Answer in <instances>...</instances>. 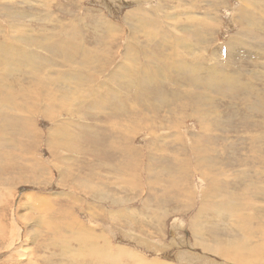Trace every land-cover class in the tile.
<instances>
[{"label":"rangeland","instance_id":"374dc122","mask_svg":"<svg viewBox=\"0 0 264 264\" xmlns=\"http://www.w3.org/2000/svg\"><path fill=\"white\" fill-rule=\"evenodd\" d=\"M69 1L0 0L1 31L6 33L16 29H22L20 32V45L14 53L8 71L13 73L18 72V74L22 75L14 78L4 77L8 72L3 75L0 78V95L3 94L7 86H29L33 80L31 78L41 76V80L36 85L30 87L29 94L34 98L30 105H34L36 101L38 102V107L40 108L38 114L34 110L28 109L26 104H21L18 107L24 113L33 115L35 126L42 132L41 139L38 138L40 140L39 144L28 145L26 156L20 158L17 148L14 147L12 149V145L9 144L12 138L16 142L25 135L21 125V127L12 126L14 123H17L14 118L19 112L9 111L5 118L0 119V129H4V133L11 129V135L7 136L6 145L0 148V264H89L91 260L92 231L94 228L110 240L111 245H109L112 251L117 250L115 249V245H120L122 248H134V253L138 251L141 254L149 256L148 259L150 260L154 256L158 259L157 261L165 262L166 264L170 262L173 264H264V247L258 255L255 253V247H258V243L262 241L264 244V239H257L259 234L255 235V233H250L246 227L240 228L243 225L241 214L245 213L249 217L251 215H258V218L263 217L264 219V208H262L264 207V193L258 192L256 194L254 186L249 184H253V173L257 171L255 168L259 167L262 171V176L255 178H257L258 185L262 183L264 185V127L258 125L252 126L251 123L245 124L247 121H254V119L255 121L262 120V114L255 113L250 119L243 120L246 112L245 110L243 111L240 102H237L238 100L233 99L232 102L234 103H232L229 98L220 99L224 105L231 102L228 108H225L223 104L221 108L218 107V111H221L220 114L223 113L229 121V123H226L229 129L226 130L227 127H225L223 128L224 131H220L215 127L218 122L217 119H209L208 123L211 124L204 131L207 134L212 131H218V134H213L217 136V139L214 138L216 143L212 144L214 140H207L209 135H206L204 139L198 137L201 140L198 139L199 141H197V145L200 146L198 147V151L201 155L214 151L213 153H216L221 158L219 162L215 160L208 162V164L212 162L215 167L217 166L219 168L216 167L218 173H211V177L217 180L214 182L215 185L212 186L216 194L215 198L220 201L222 194H228L229 197L236 199L234 203L236 208L238 201L241 204L244 203L242 206L245 209L238 212L242 221L239 218L236 221L231 211L226 209H217L214 212L200 210L202 203L206 199L207 192L211 189H207L208 181L203 175H200L201 172L196 167V159L192 150L187 147L186 151V147L183 149L180 147L181 145H178L174 141L160 143L161 141L158 139L162 140L161 137L156 138L155 136V138H152L154 140L151 141V138H148L150 130L141 127L134 121V118H139V116L140 118H143V115L150 116L149 121L151 122L153 118L152 122L154 120V123H156L153 129L158 134H161L162 131L165 132L164 129L166 127H169L167 129L172 128L178 133L180 130V134H188L187 136L190 140L188 139L189 141L186 144L187 146L191 145L192 137L195 136L194 134L198 135L200 127L198 117L190 114L191 109H185V113L180 112L178 114L177 112L180 111L183 104L191 107V104L194 105L192 102L196 103L198 99L191 98L184 102L181 99H177L175 95H169L168 102L170 103L172 100L174 102H171L169 106L166 104L161 106L160 103V107L156 105L159 101L156 97L153 99L154 95H152V98L151 95L149 97L146 94L140 95V107L146 104L143 107L144 111H140L144 113L140 114V112H137V117L134 114L131 119L126 117V119L119 120V115L114 113L113 107L120 100L109 97L107 96L108 94L105 95L108 87H110L105 76L122 83L121 78L116 76L115 71L124 62L123 58H121L122 54H120L124 48L122 44L114 48L116 56L113 60H111L109 49L106 47L97 53L89 55L88 61H81L86 71L90 70L93 74V77H85L83 80L84 85L76 87L77 79H75V73H72L74 75H65L63 77H60L56 73L57 70L61 72L67 71L63 69H67L69 66L77 69V59H79V56H74L75 60L73 59L67 65L60 62V57L65 55L67 50L79 51L83 48H92L94 46V43L85 37V35L90 34L88 27L94 25L88 19L90 13L94 15L102 14L104 18L100 27L105 22L108 25H113L115 28H120L119 35L115 37H118L117 39L122 41L121 36L125 35L124 39L127 41L129 37L126 35V32L129 30H127L128 25L125 22L124 14L129 9L137 5L150 7L152 4L159 3L163 5V10L168 12V15L169 13H173L175 8L165 5L162 0H71L72 4ZM215 1H217V5L214 4ZM169 2L171 5L177 6L176 3L178 0H169ZM240 2L242 3V0H204L199 2L201 4L200 9L195 12H187V15H193V17L186 15L178 17L182 23L192 20L195 24L202 19L204 21H211L216 16V28H213L214 36L210 39V42H206V49H208V46L210 48L221 46L227 41H230L229 39H231L232 35L240 27V24L233 18V13L241 4ZM182 4L183 6L187 5L185 2ZM170 18H162L164 21L163 25L165 27L167 26L166 28L168 26L171 27ZM73 19L75 21L77 19L82 20L79 30L82 32L85 42H81L79 36L73 30L71 31L73 27H76ZM70 22L73 23V26H69ZM259 23L262 26L263 21H259ZM62 24L65 25V29H63ZM247 26L249 25L246 24V28ZM252 27L255 28L254 25ZM49 28H55L53 29V33L57 34L56 37L63 42V46L61 47L59 45L61 42L55 41L56 43L52 50L54 53H47L46 49L42 47L35 49L39 50L38 52H41L40 54H43L37 57H40V60L44 61L45 65L44 69L31 71L29 69L30 64L36 59L32 58L29 61L31 53L28 52L29 46L24 43V32L28 30L31 37L40 39L43 41V44H46L48 42L46 40V32H50ZM248 29H251V27L249 26ZM168 30L173 31V28L171 27ZM187 32L177 33L174 38L176 43H180L184 47L180 51L183 54L181 56L182 58L176 61V65L182 63L181 68L184 70H189L191 61L187 59V54L190 51L189 49L193 48L192 43L188 40ZM240 33L242 34L244 31L241 30ZM260 33L264 37V31L260 30ZM104 35L105 31L103 30L101 39ZM52 37L55 39L54 35ZM1 39L6 44L10 43V40L5 39L3 36H0ZM208 43L210 44L208 45ZM79 45H81V48H79ZM208 50V55H205L210 62H213L212 60L217 58L213 54H210ZM24 51L27 54L25 58L23 56ZM95 57L100 59V66L97 68H95L97 63H94ZM243 57L245 59L235 58L234 64L235 69H237L235 71L244 72L246 75H250V72L258 71L255 60L250 55H243ZM142 58L143 56L139 57L137 62L143 60ZM74 62L75 64L72 65ZM219 66L223 67L224 65L219 64ZM227 66L229 69L226 67H223V69L231 72V66ZM21 67L24 68L21 69ZM29 73L30 75H28ZM52 73L53 75H51ZM47 75H50L52 79L49 80ZM204 75H206L205 72H203ZM58 78H65L66 82H59L57 81ZM102 80L104 81L102 82ZM168 80L170 82V79ZM252 82H254V85L258 89H264V77L254 78ZM98 83H104L105 86ZM180 85L187 89L193 87L189 80L177 78L176 86ZM137 86H132L128 89L131 90L133 97L140 93L135 90L138 89ZM168 87L173 88L165 84V88L167 89ZM76 91L78 94H76ZM124 91L119 86L116 90V95H125L127 91L125 93ZM138 91L142 90L138 89ZM158 91L156 94H158ZM183 91L185 92L187 90L183 89ZM89 94H91V97L105 104V110L109 114L110 120H103V123L96 121L98 126H95L97 129L93 127L94 131L89 130V128L92 129L89 125L84 127L85 129L89 127L85 130L81 126L82 122L75 120L78 124L72 132L71 142L67 143L71 146V149L63 147L61 149L62 152H60L63 157L60 160H56L48 149L53 141V139L48 137L49 130L60 126L59 124L63 123L66 118H70L71 120L77 118L72 114H62L59 117H56V115L53 116L55 109L53 111H47L42 106L44 103H49L57 105L56 108H58V106L64 103V108L67 107L69 110H73L77 107L84 115V113L87 114L88 108L83 100L75 101V97H82ZM186 94L192 95L191 92H185L184 95ZM262 94L264 95V93ZM6 96L10 99L16 97V95ZM142 96H144V100ZM216 97L219 98L220 95L217 94ZM173 98L177 99V102ZM128 101H126V104L130 103ZM155 101L156 108L152 104ZM161 101L164 100L161 99ZM180 101H183V103L181 104ZM140 102L142 103L140 104ZM176 104L180 105L177 106ZM235 105L237 106L235 107ZM163 110L168 111L169 114L166 111L164 114ZM161 111L163 114L160 116ZM173 114L174 116H172ZM223 115L218 116L223 117ZM84 116L87 117L86 115ZM166 117L169 118L170 122L166 120ZM105 118L108 117L105 116ZM171 119L173 124L168 125V123H171ZM86 120L94 122V119L90 117H87ZM227 120L225 122H228ZM115 121L120 122L117 125L118 130L113 131L112 139H106L108 143H111L109 145L110 148L114 149L111 152L109 146L104 147L106 145L101 142V138H104L102 133L104 136L106 133H110ZM4 122H6V125H4ZM260 122H263V120ZM108 123L109 125H107ZM126 125H129V127L126 128ZM121 128L124 130L119 131ZM101 129L102 131L100 133L99 130ZM66 132L70 134L71 128L66 130ZM63 136H61L63 139L60 138L61 141H65L67 138V135ZM224 136L229 139H225ZM164 139L166 140L165 137ZM229 141L233 142L230 143ZM153 142L154 144H152ZM73 144L75 145L74 147ZM115 145H119L118 148L120 150H123V147L128 148L129 154L131 153V148L138 151V156L135 157L137 161L126 158L124 154H122L124 157L121 160V152ZM201 146L206 150H202ZM117 149L118 151H115ZM155 149L156 151H154ZM6 151L10 153L8 155H2ZM80 151L82 152L81 155H79ZM112 154L113 156H111ZM29 156H33L34 159L28 161L27 157ZM166 157L170 158V161ZM185 157L189 161L188 163H190V170H187V173L185 171L183 172V170L178 171L180 165H177L181 164ZM106 161L109 164L108 166L104 164ZM126 161L128 162L127 164L124 163ZM226 165L230 169L222 172V167ZM112 166L113 169H111ZM248 167L253 172L252 177L251 175L246 177H238V175H235L234 170L239 171L242 169L245 171ZM120 168H126V172L122 174ZM178 172L181 174H179L181 177L178 176ZM186 175L188 176V180L185 178ZM93 176H95L96 180L102 183L104 182V188L108 191L107 195L98 197L93 194L88 186L89 183L91 184V180H94L92 178ZM185 181V191L184 189L180 190V184H184ZM130 184H134V188ZM148 185L150 186L148 187ZM169 185H171V190L167 188ZM186 190L190 193L183 194ZM119 198L120 200L122 199V202L119 201ZM123 198L125 199L123 200ZM255 202L256 204H254ZM35 205L45 210H35ZM254 205H257V207ZM49 206L52 209H49ZM259 209L261 210L258 211ZM22 215L25 218L27 215L33 218L29 219L27 217L26 220ZM15 220L18 225H16ZM191 220L195 223L194 228L205 233L201 239L196 238L193 228L190 225ZM46 221L55 226L58 231L46 232L44 226H42V222ZM245 224L246 226H250L249 221ZM212 233H214L213 236L208 235ZM61 234L64 235V239L66 240L62 243L58 240ZM58 242L59 244L54 246L53 243ZM76 244L80 245L79 249L76 248ZM145 244L146 246H144ZM157 247L158 251L156 252ZM212 247H225L227 254L213 251L211 250Z\"/></svg>","mask_w":264,"mask_h":264},{"label":"bare ground","instance_id":"6f19581e","mask_svg":"<svg viewBox=\"0 0 264 264\" xmlns=\"http://www.w3.org/2000/svg\"><path fill=\"white\" fill-rule=\"evenodd\" d=\"M52 1H54V0H52ZM134 1H137V0H134ZM162 1L164 2L165 5H167L169 7H174L175 8L174 12L169 13L167 15L168 12L163 10V7H162L163 5H160L159 3H157L155 5L152 4V6H150V7H144L141 5H137L131 9H129L124 14L125 22L128 25L127 30H129L128 32H126V35L129 37V39L127 41L124 39L125 35L121 36L122 41L118 40L117 39L118 37H115V36L119 35L120 28H115L113 25H108L105 22H104L103 26L100 27V25L103 21V18H104L102 16V14L94 15V14L90 13L88 15V19L90 21H92V23L94 25L88 27L90 34L85 35V37L87 38V40L93 42L94 46L92 48H83L79 51L67 50L66 54L63 55L62 57H60V62L67 65L70 61H72L74 59V56H76V57L79 56L80 60L77 59L78 62L76 61L78 63L77 64L78 66H76L77 69L73 68L72 66H69L67 69L66 68L63 69V70H67V71L61 72V71L57 70L56 73H58L60 75V77H63L65 75H71L72 73H75L76 78L75 77L74 78L77 79L76 87L84 85L85 83L83 82V80L85 79V77H88V76L93 77V74L91 73L90 70L86 71L84 64L81 61H88L89 55H91L92 53H97L106 47L109 49L111 60H113L114 57L116 56V52H115L114 48L116 46L122 44V45H124V48L122 50V53H120V54H122L121 58H123L124 62L121 64L119 69L115 70L116 76L118 78H121L122 83H120L119 81H117L115 79H111V78L105 76V78L108 80V83L110 84V87H108V90L106 89L107 91H106L105 95L108 94L107 96L112 97V98L117 99V100H120L113 107L114 113L119 115V120L126 119V117H128V119H131V117L134 116V114H136V117H137V112L144 111L143 107H145L146 104H144L143 107L142 106L140 107V105H139L140 95L146 94V96L148 95V97H149V95H151V98L153 97L152 95H154L153 99H155V97L158 98L157 100L159 101L158 102L159 104L158 103L156 104L158 106H160V103H161V106H163L164 104L169 106L171 102L173 103L174 102L173 100L170 101V103L168 102L169 95H175V97L177 99H181L184 102H185V100H189L191 98L198 99L196 103L192 102L194 105L191 104L190 105L191 107H187L189 105L185 106L183 104L181 106L180 111L177 112L178 114L180 112L185 113V109L186 110L191 109L190 114L196 115L198 117V123H199L201 128L199 127V131L196 130V131H198V135L194 134L195 136L192 137V144L191 145L187 146V144H186V142L190 140V138H188V136H187L188 134L187 135L186 134H180V130L178 128L177 129L179 130V133L175 132V130L172 128L167 129L169 127H166V129H164L165 132L162 131L161 134H158L157 131H155L153 129V127L156 126V123H154L155 121L153 120V122H152L153 118L151 119V122L149 121L150 116H146V115L144 116L143 115V118H140V116H139V118H134L135 119L134 121H136L138 123V125H140L141 127H145L146 129L148 128L150 130L148 138H151V141L154 140L152 138L153 137L155 138V136H156V138L161 137L162 140L158 139L159 141H161L160 143H166L169 141H174V142H177L178 145H181L180 147H182L183 149H184V147H186L185 148L186 151H187V147L190 148V150H192V152L194 153L195 159H196V167L200 170V172H201V173L199 172L200 175L201 176L203 175V177L208 181L207 189H209V188L211 189L209 192H207L206 199L202 203L200 210H202L204 212H206V211L214 212L217 209L229 210L235 216L236 221L238 220V218L241 221L243 219V221H242L243 225H241L240 228L246 227L250 233H253V234L255 233V235L259 234V237H257V239H259V238L264 239V219H263V217L258 218V215H251L249 217L248 215H246L243 212L244 214H241V217H242V219H241L240 214L238 212L243 211V209H245V207L242 206V205H244V203L241 204L240 202L237 201V208H236V206L234 205L236 199L229 197L228 194H226V195L222 194V198L220 199V201H219V199L215 198L216 194L213 191L212 186L215 185L214 182L217 180H214V178L211 177V173H218V171L216 170L217 166L215 167V165L212 164V162L208 164V162L213 161V160H215L216 162L217 161L219 162L221 160V158L218 157L216 155V153H213L214 151L212 153H206V154L203 153V155L199 154L198 147H200V146L197 145V141L200 140L198 137L204 139V137H206V135H209L208 136L209 138L207 140L210 139L212 141L213 140L215 141V139H217V136H214L213 134H218L219 133L218 131L213 132L212 130H214V129H212L211 130L212 132L208 133V134L206 131H204L205 128H207V126L209 124H211V123H208L209 119H211V120L217 119L218 122H217V125H215V127L218 128V130L224 131L223 128H225V127H227L226 130L229 129L228 128L229 126H227V124H226V123H229V121L225 118L223 113H221L223 115V117L218 116V115H221L220 114L221 111H218V107L221 108V105L223 104L220 100L221 98H229L231 100V102L233 101V99L238 100L237 102H240L241 107L243 108V111L245 110V112H246L245 113L246 116H245V118L243 117L244 118L243 120H245L247 118L250 119L253 116V114H255V113H261L262 114L261 119L263 118L262 119L263 122H260L262 120L255 121V119H254V121H247L246 123H245V121H243V122L245 124L251 123L252 126L258 125V126L264 127V95L262 94V93H264V89L263 90L258 89L254 85V82H252V80L254 78L264 77V42H263L264 37L260 33V30L264 31V0H242V3H244V4H242L240 2L241 4L239 3L240 4L239 7L233 13V18H235L237 23L240 24L238 31L235 32L234 35H232L231 39H229L230 41H227L224 44L222 43L223 45L212 47V48H210V46H208L207 48L208 49L210 48L211 49V50L209 49L210 51L208 49H206V42H210V39H212L214 36V34H213L214 29L213 28H216L215 27V25H216L215 20H217L216 19L217 17L214 16L211 21L210 20L204 21L202 19L195 24L193 23L192 20L184 21V23H182L178 17L181 15L193 17V15H187V12H195L198 9H200L201 4H199V2L204 1V0H178V2L176 3L177 6L171 5L169 0H162ZM183 2H185V4L187 3V5L184 4L185 6H183V4H182ZM69 3L72 4L71 0L69 1ZM214 4L217 5V1H215ZM257 11H259L260 13L259 12L257 13ZM165 17L166 18L171 17L170 18L171 19V25L170 26L173 28V31L168 30L171 27L168 26V28H166L167 26L165 27L163 25L164 21L162 20V18L165 19ZM73 20L75 21V19H73ZM110 21L112 22V20H110ZM259 21H263V23H262L263 27L261 26ZM75 23H76V27H73L71 29V31L73 30L79 36L81 42H85L84 36H83L82 32L79 30V27H80V24L82 23V20L77 19L75 21ZM246 24H248L251 27V29H248L249 26H247V28H246ZM252 25H254L255 28H253ZM62 26H63V29H65V25L62 24ZM69 26H73V23L70 22ZM219 27H220V25H219ZM101 28L105 31V35L102 39H101V37L103 35V30ZM188 28H189V30H188ZM53 29H55V28H49L50 32H46V40L48 41V42L46 41L47 43L45 42L46 44H43V41L40 39H35V38L31 37L28 30H25V32H24V43L27 46H29L28 52L31 53L29 56V61L32 58L36 59L35 61L31 62V64H30L29 69L31 71H35L37 69H44V65H45L44 61L40 60L41 59L40 57H37V56H41L43 54H40L41 52L39 53L38 52L39 50H35V49L42 47L43 49H46L47 53H49V52L54 53L52 50H53L54 44L56 43L55 41L61 42L59 45L61 47L63 46V42L56 37L57 34L53 33ZM21 30L22 29H16L12 32H6L5 33L3 31H1V27H0V36H3L5 39L10 40L9 44L4 43L2 39L0 40V78L3 75H5L10 69L14 53L17 50L18 46L20 45V40H21L20 32H21ZM241 30H243L244 33L241 34L240 33ZM186 32L188 34V40L193 45V48L189 49L190 51L187 54V59L191 61V64L189 66V70H184L183 68H181L182 63L179 65H176L177 59L182 58L181 56H183V54L180 51L183 50L184 47L180 43H176L174 40L177 33H186ZM53 35L55 36V39H53L54 38V37H52ZM100 40H101V42H100ZM209 44L210 43H208V45ZM79 48H81V45H79ZM207 50L210 54H213L217 59H214V60H212L213 62H210L208 60V58L206 57V55H208ZM26 55L27 54L24 51L23 52L24 58L26 57ZM83 55H86V56H83ZM243 55H250L251 58H253L255 60L256 67H257L258 71L250 72L249 73L250 75H246L244 72H241V71H235V70H237V69H235V64H234L235 60H236L235 58L239 57L241 59H245V57H243ZM141 56H143V58H142L143 60L137 62V59L139 60V57H141ZM209 59H210V57H209ZM183 62H184V60H183ZM236 62H238V61H236ZM94 63H97L95 68L99 67L100 66V59L98 57H95ZM74 64H75V62L72 65H74ZM219 64L224 65L223 67H226L228 69H229V67L227 65H230L231 66V68H230L231 72L226 71L225 69H223L222 66H219ZM23 68L24 67H21V69H23ZM58 69H59V67H58ZM250 71H252V70H250ZM203 72H205L206 75L203 76ZM19 75H22V74H18V72L13 73L10 71L4 77L14 78V77H18ZM28 75H30V73ZM51 75H53V73ZM72 75H74V74H72ZM47 78L49 80L52 79L50 75H47ZM177 78L189 80L192 83L193 87L191 89H187V88L181 87V85L176 86ZM31 79H33V80L31 81V84L29 86H24V85L19 86V87H8L7 86V88L5 89L3 94L0 95V119L5 118V116L8 114L9 111L19 112V114L14 118V120L17 123H14L12 126H19V127L22 126V131L24 132L25 135L23 136V138H21L20 140H18L16 142L12 138L11 142H9V144L12 145V149L14 147L17 148L18 155L20 158H23L26 156V154H27L26 151H28L27 150L28 145H32V144L38 145L39 144L40 140L38 138H40L41 134H42L41 130L37 126H35V119H34L33 115L24 113L18 107L21 104H26V107L30 110H34V112L36 114H38V112L40 110V108L38 107L37 101L34 105H30V103L33 101L34 98L32 97V95H29V94H30V87L36 85L41 80V76H34ZM168 79H170V82H168L169 81ZM57 81L64 83V81L66 82V79L65 78H58ZM103 81L104 80H102V82ZM98 84H102V83H98ZM165 84H167V86H172L173 88L168 87L166 89ZM56 85H58V84H56ZM102 85H104V83ZM119 86H121L123 88V90L127 91L125 95H116V90ZM132 86H137L138 89L142 90V91H138V89H135V90H137V92H140L135 97H133L131 90H128ZM201 87L203 90L201 89ZM170 89H171V91H170ZM183 89L187 90L185 92H188V93L191 92L192 95H187V94L184 95L185 92L183 91ZM125 91H124V93H125ZM157 91H158V94H156ZM166 93H169V94H166ZM76 94H78L77 91H76ZM217 94L220 95L219 98L216 97ZM6 95H16V97L10 99ZM89 95H84L82 97H79V96L75 97V101L83 100L85 102V105L88 108V112H87V114L84 113V115L94 119V122L87 121L86 120L87 117H85L83 115V113L77 107L73 110H69L67 107L64 108L65 107L64 103H62L60 106H58V108H56L57 105H55V104H49V103L43 104L42 107H44L47 111H53L55 109V113L53 114V116L56 115V117H59L62 114H72V115H74V117L77 118V119L73 118L74 120H71L70 118H66L63 121V123L59 124L60 126L56 127L55 129L52 128V130H49L48 137L53 139V141L51 142L48 149L50 150V153L53 156V158H55L56 160H60L63 157L62 153H60V152H62L61 149L63 147L71 149V146L68 145L67 143L71 142L72 132H73L74 128L76 127V125L78 124L75 120L82 122V125H81L82 128L89 125L92 128V129H90L89 127H87V128H89L90 131H94L93 127H95L96 125L98 126V123H96V121L103 123V120H110V116H108L109 114H107V112L105 110V108H106L105 104H103L102 102H100L96 98L91 97V94H89ZM170 97H172V96H170ZM142 98L144 100V96H142ZM161 99L164 101H161ZM173 99H175V98H173ZM177 99H175L176 102H177ZM127 100H129L128 102H130V103H128L129 105L126 104ZM183 101L182 102L180 101V103L182 104ZM142 102H140V104ZM231 102L227 105H224V104L223 105L225 106V108H228V107H230ZM69 103H70V100H69ZM155 103H156V101L152 104L156 108ZM232 103H234V102H232ZM148 105H150V104H148ZM179 105H177V106H179ZM236 106L237 105H235V107ZM149 107H151V106H149ZM171 109H172V107H171ZM155 110L157 111V109H155ZM160 110H162V109H160ZM156 111H154V112H156ZM165 111H164V114H165ZM146 112H148V111H146ZM154 112H152V113L154 114ZM242 112H240V113H242ZM142 113H144V112H140V114H142ZM166 113L169 114L168 111H166ZM145 114H147V113H145ZM162 114H163V112L159 115L161 116ZM190 114H188V115H190ZM155 115H156V113H155ZM105 116H107L108 118L104 119ZM172 116H174V114ZM45 117H48V116H45ZM157 117H158V115H157ZM228 117H229V115H228ZM182 119H184V118L182 117ZM89 120H91V119H89ZM166 120L168 122H170L169 118H167V117H166ZM225 120H227L228 122H225ZM241 120H242V118H241ZM117 122H119V121H115V124L113 125V128L110 130V133H108V134L106 133L105 136L102 133V136L104 138H101V140H102L101 142H103L106 145L104 147H108L109 145H111V143H108L107 142L108 140L106 141V139H108V138L112 139L113 131L118 130L117 125L120 124V122L119 123H117ZM156 122H157V120H156ZM161 122H162V119H161ZM109 123L107 125H109ZM160 123H158V124L160 125ZM244 123H243V126H244ZM124 124H126V123H124ZM171 124H173L172 119H171V123H168V125H171ZM4 125H6V122H4ZM125 127L128 128L129 125H126ZM158 127H156V128H158ZM69 128H71V133L67 134L66 130H68ZM175 129H176V127H175ZM121 130H124V129L123 128L119 129V131H121ZM10 131H11V129L8 131H5V133H4V129H0V148H1V146L4 147V145H6L7 136L11 135ZM101 131H102V129L99 130L100 133H101ZM209 131H210V129H209ZM186 133H187V131H186ZM62 135H64V136L67 135V138L65 141L60 140V138H62L61 137ZM108 135H109V137H108ZM182 136H184V137H182ZM164 137L166 138V140L164 139ZM224 138L229 139L225 136H224ZM93 141H95V140H93ZM214 141L212 144L216 143V141L215 142ZM229 142L231 143L233 141H229ZM152 144H154V142ZM74 146L75 145L73 144V147ZM115 146L117 148L119 147V145H115ZM111 147H114V146H111ZM109 148H110V146H109ZM109 148H107V149H109ZM201 148H202V150L205 149V148L203 149L202 146H201ZM110 149L112 152L113 148H110ZM118 149L115 151H118ZM130 150H131V153L129 154L128 148L123 147V150L119 149V151L121 152L120 153L121 154V160L123 159L124 155H126L125 157L128 159H131L134 161L136 160L135 157L138 156L139 152L134 150L133 148H131ZM208 150H210V149H208ZM123 151H124V153H123ZM154 151H156V149ZM186 151H185V153H186ZM9 153H10L9 151H6L2 155H8ZM154 153H153V155H154ZM81 154H82V152L80 151L79 155H81ZM122 154H124V155H122ZM111 156H113V154ZM27 159H28V161H30L34 158H33V156H29V157H27ZM147 159H148V157H147ZM167 159H169V161H170V158H167ZM167 159H165V160L167 161ZM159 161H162V160H159ZM188 162L189 161L185 157V158H183L181 164L176 163L178 166L180 165V167L178 168V171L183 170V172L185 171L187 173V170H190V163H188ZM124 163L127 164L128 162L126 161ZM170 163H172V162H170ZM104 164L107 166L109 165L107 161ZM177 165H175V166H177ZM180 168H182V169L180 170ZM111 169H113V166L111 167ZM118 169H119V167H118ZM118 169H117V171H118ZM222 169H223L222 172H224L226 170H229L230 168H227V165H226L225 167H222ZM174 170H176V169H174ZM255 170H257V171H255V173H253L252 171H250V168L248 167V168H246L245 171L241 169L239 171L234 170V172H235V175H238V177H240V176L246 177V176H250V175L252 177V173H253L255 180L253 179V184H251V183H249V184L254 186L256 194L258 192L264 193L263 183L262 184L260 183L261 185L257 184V178H258V176L259 177L262 176V171L259 167H256ZM120 171L122 174H124L126 172V168H122V169L120 168ZM239 172H240V174H239ZM177 174H178V176L181 175L179 172ZM177 174H175V175H177ZM208 175H209V177H208ZM182 176H184V174H182ZM93 177H95V176H93ZM255 177H257V178H255ZM185 178L188 180L187 175L185 176ZM180 180H181V178H180ZM182 180H183V178H182ZM150 182H148V184H150ZM160 183H162V182H160ZM185 183H186V181L184 182V184H180L181 185L179 187V188H181L180 190L184 189ZM218 183H220V182H218ZM227 183H229V182H227ZM154 184H155V182H154ZM150 185H148V187ZM130 186L133 187L134 184H130ZM161 186H162V184H161ZM176 186H178V185H176ZM217 187H218V185H217ZM167 188H168V190H171V185L167 186ZM217 190H219V189L217 188ZM184 191H185V189H184ZM95 193L98 196L101 195L102 194V188L101 187L96 188ZM166 193H168V192H166ZM185 193L189 194L190 192H187V190H186V192H184L183 194H185ZM183 194H182V196H184ZM180 198L182 199V197H180ZM259 198H260V196H259ZM261 198H263V197H261ZM124 199L125 198H123V200ZM119 201L122 202V199L120 200V198H119ZM254 204H256V202ZM254 206L257 207V205H254ZM259 208H261V207H259ZM262 208H264V207H262ZM34 209L40 210V211L45 210L41 207H37L36 205L34 206ZM49 209H52V207L49 206ZM260 210L261 209H259L258 211H260ZM201 213H203V212H201ZM254 213H255V211H254ZM224 215H228V214H224ZM217 216H220V215H217ZM217 216H215V217H217ZM22 217H23V215H22ZM27 217H29V216L27 215L26 218H25V216L23 218H25L27 220ZM30 218H33V217H29V219ZM130 218H131V216H130ZM130 218H129V220H130ZM247 221L250 222V226H246L245 223ZM252 223H253V225H252ZM16 225H18L17 221H16ZM100 225H99V227H101ZM190 225L193 228V232H194L196 238L201 239V237L203 235H205V233H203L201 230H197L196 228H194L195 223L193 220H191ZM42 226H44L46 232L58 231V229L55 226L48 223L47 221L42 222ZM19 231H21V230H19ZM146 232H147V230H146ZM208 235L213 236L214 233L208 234ZM58 240L60 243H62L63 241H66L64 239L63 234H61V236L58 238ZM59 242L53 243L54 246L58 245ZM256 243H258V242L256 241ZM109 244H110V240L108 238H106L105 235L98 232L94 228L92 231V241H91V250H90L91 260H90L89 264H166L165 262L157 261L158 259L154 256L150 260V259H148L149 256L141 254L138 251H135L136 253H134L133 252L134 248H122V247H120V245H115L116 246L115 249H117V250L112 251L110 248L111 244L110 245ZM148 244H149V240H148ZM258 245H259L258 247H255V250H256L255 253L257 255L259 254L260 251H262V249L264 247L263 241L258 243ZM144 246H146V244ZM144 246H142V247H144ZM76 248L79 249L80 245L76 244ZM211 250L227 254V249L225 247H212ZM157 251H158V247L156 248V252ZM161 253H163V252H161ZM169 264H173V263L170 262Z\"/></svg>","mask_w":264,"mask_h":264},{"label":"crops","instance_id":"0c3cea01","mask_svg":"<svg viewBox=\"0 0 264 264\" xmlns=\"http://www.w3.org/2000/svg\"><path fill=\"white\" fill-rule=\"evenodd\" d=\"M92 178H94V180H91V184L89 183L88 186L92 190L93 194L95 196H98L95 193V189L98 188V187H101L102 188V194L99 195L98 197L107 195L108 191L105 190L106 188H104L105 187L104 183H101L99 180H96L95 177H92Z\"/></svg>","mask_w":264,"mask_h":264}]
</instances>
